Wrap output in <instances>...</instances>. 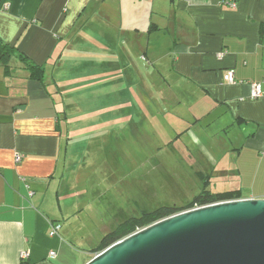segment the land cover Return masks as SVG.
<instances>
[{
    "label": "crops",
    "instance_id": "1",
    "mask_svg": "<svg viewBox=\"0 0 264 264\" xmlns=\"http://www.w3.org/2000/svg\"><path fill=\"white\" fill-rule=\"evenodd\" d=\"M236 2L0 0V41L14 48L0 62V264H84L119 224L96 229L105 214L62 188L67 134L78 128L63 123L141 101L137 87L145 100L156 87L161 103L194 109L191 144L225 182L218 192L264 198V0ZM21 53L43 68L42 83ZM227 70L235 83L223 82Z\"/></svg>",
    "mask_w": 264,
    "mask_h": 264
},
{
    "label": "rangeland",
    "instance_id": "2",
    "mask_svg": "<svg viewBox=\"0 0 264 264\" xmlns=\"http://www.w3.org/2000/svg\"><path fill=\"white\" fill-rule=\"evenodd\" d=\"M155 89L149 87L152 101L145 100L143 87H137L141 101L121 100L114 111L104 109L97 117L64 120V127L78 128L67 134L68 180L62 188L78 193L80 208L90 201V210L105 214L95 222L96 229L161 207L185 211L198 203L194 197L203 189L218 192L219 184L225 183L218 172L210 174L211 166L191 144L194 109L187 101L176 106L172 98L161 103ZM212 117L199 122L204 126ZM200 165L209 169V176L197 173Z\"/></svg>",
    "mask_w": 264,
    "mask_h": 264
},
{
    "label": "water",
    "instance_id": "3",
    "mask_svg": "<svg viewBox=\"0 0 264 264\" xmlns=\"http://www.w3.org/2000/svg\"><path fill=\"white\" fill-rule=\"evenodd\" d=\"M84 264H264V198L179 212L112 243Z\"/></svg>",
    "mask_w": 264,
    "mask_h": 264
},
{
    "label": "trees",
    "instance_id": "4",
    "mask_svg": "<svg viewBox=\"0 0 264 264\" xmlns=\"http://www.w3.org/2000/svg\"><path fill=\"white\" fill-rule=\"evenodd\" d=\"M14 53V48L6 43L0 41V62L4 63ZM20 59L26 63L29 70V78L43 82V68L39 65H35L29 62L21 53ZM231 199H240V195L237 191H223V192H211L203 189L194 197V201L198 204H210L219 201H226ZM177 209L170 207H161L151 213H143L138 216H132L128 219L117 224L111 231L104 234L98 244L92 249V253H98L111 245L112 243L126 237L133 233L137 229L146 227L160 219L168 217L176 213Z\"/></svg>",
    "mask_w": 264,
    "mask_h": 264
},
{
    "label": "built area",
    "instance_id": "5",
    "mask_svg": "<svg viewBox=\"0 0 264 264\" xmlns=\"http://www.w3.org/2000/svg\"><path fill=\"white\" fill-rule=\"evenodd\" d=\"M218 2H219L220 5H224L226 7L231 8V9H235L236 6H237L236 0H218ZM223 82L228 83V84L235 83V79H234L232 70H227L224 73ZM261 95H262V91H261L260 84L256 83V82L251 83V85H250V97L251 98H258ZM261 152L264 153V146H263V149H262ZM19 160H20V155L16 154L15 155V161L18 162ZM231 200H235V199H231ZM226 201H228V200H226ZM219 202H221V201H219ZM215 203H217V202H215ZM211 204H214V203L205 204V205L196 203L191 208H189L187 210L197 209V208H200V207H203V206H206V205H211ZM174 214H177V213H174ZM174 214H172V215H174ZM172 215H170V216H172ZM59 228H60V225L58 223H52L51 227H50L49 235H51V236L55 235ZM140 229H142V228H140ZM140 229H137L136 231H139ZM136 231H134V232H136ZM22 256L24 257L25 253H23ZM48 256H49V258L54 259L56 257V252L54 250H50L49 253H48Z\"/></svg>",
    "mask_w": 264,
    "mask_h": 264
}]
</instances>
